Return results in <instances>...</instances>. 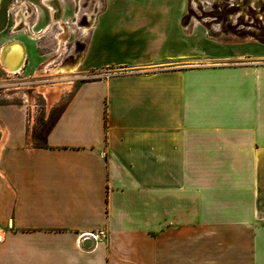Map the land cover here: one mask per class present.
<instances>
[{
    "label": "crops",
    "instance_id": "obj_1",
    "mask_svg": "<svg viewBox=\"0 0 264 264\" xmlns=\"http://www.w3.org/2000/svg\"><path fill=\"white\" fill-rule=\"evenodd\" d=\"M161 4L98 14L43 145L0 104V264H264V65Z\"/></svg>",
    "mask_w": 264,
    "mask_h": 264
},
{
    "label": "rangeland",
    "instance_id": "obj_2",
    "mask_svg": "<svg viewBox=\"0 0 264 264\" xmlns=\"http://www.w3.org/2000/svg\"><path fill=\"white\" fill-rule=\"evenodd\" d=\"M2 2L0 0V17L5 27L0 30V48L9 40L19 39L27 46V56L24 65L15 73L7 71L0 61V104L14 101L25 103L29 115L30 142L43 145L48 130L78 83L107 71L92 70L84 75L81 62L90 34V30L84 27L90 24L91 17L97 18L111 4L146 6L148 0H51L57 9L56 22L52 21V11L44 0H11L6 9ZM160 2L176 12L182 11V27L196 32L203 51L206 48L212 51L211 62L219 61L215 57L218 51L230 54L244 51L245 54L255 53L256 60L264 65V0ZM21 11L29 14L27 23L15 28L17 13ZM50 23L52 25L44 32ZM31 31L35 37L30 36ZM235 56L225 60L249 61ZM62 75L71 77L59 80L64 85L68 83V86L62 84L57 96L43 92V89H50L59 82L57 78Z\"/></svg>",
    "mask_w": 264,
    "mask_h": 264
},
{
    "label": "bare ground",
    "instance_id": "obj_3",
    "mask_svg": "<svg viewBox=\"0 0 264 264\" xmlns=\"http://www.w3.org/2000/svg\"><path fill=\"white\" fill-rule=\"evenodd\" d=\"M44 2H46L48 4V6L50 7V9L52 11L51 12L53 14V20L52 21L56 22V18L54 16L56 9L53 6L51 0H44ZM18 16H19L18 23L22 20H25L27 17L26 14L23 16H20L18 14ZM95 21H96V18H93V16H92L90 19V24L88 26L84 27L85 30H87V31L90 30L92 28V26L94 25ZM52 23L48 24L45 27L44 32H47V30L50 28ZM35 36H36L35 33L32 32V37H35ZM26 53H27V46L22 41H20L18 39H13V40L6 42L2 46L1 51H0V61L3 65V67L7 71H11V72L13 71L15 73L16 70H20V68L23 66V64L25 62V58H26ZM61 72L64 74V71H61ZM55 74H57V73H55ZM60 77L61 78H57L58 81L62 80V79L70 78L67 75H65V76L62 75ZM62 84L63 83L61 81H59V82L53 84L52 88L43 89V92L49 93L52 96H57L61 90ZM67 84L68 83H65L66 86H68Z\"/></svg>",
    "mask_w": 264,
    "mask_h": 264
},
{
    "label": "flooded vegetation",
    "instance_id": "obj_4",
    "mask_svg": "<svg viewBox=\"0 0 264 264\" xmlns=\"http://www.w3.org/2000/svg\"><path fill=\"white\" fill-rule=\"evenodd\" d=\"M3 8H8V6L10 5V3H11V0H3ZM55 9H56V7H55ZM56 11H57V9H56ZM56 13V12H55ZM18 14L20 15V16H23V15H27V17H26V19L25 20H22V21H20L19 23H18V19H19V16H18ZM54 16H55V14H54ZM28 17H29V14L28 13H25L24 11H21V12H18L17 13V19H16V28H19L21 25H23V24H25V23H27V20H28ZM52 25V24H51ZM4 27H5V22H4V20L2 19V16L0 17V30H3L4 29ZM32 32L33 31H31V35H32ZM19 40V39H18ZM10 41V40H9ZM20 41H22V40H20ZM8 42V41H7ZM23 42V41H22ZM24 43V42H23ZM5 44V43H4ZM3 44V45H4ZM25 44V43H24ZM2 45V46H3ZM26 45V44H25ZM2 46H1V48H2ZM1 48H0V51H1ZM26 56H27V53H26ZM25 61H26V58H25ZM25 63V62H24ZM24 65V64H23Z\"/></svg>",
    "mask_w": 264,
    "mask_h": 264
},
{
    "label": "built area",
    "instance_id": "obj_5",
    "mask_svg": "<svg viewBox=\"0 0 264 264\" xmlns=\"http://www.w3.org/2000/svg\"><path fill=\"white\" fill-rule=\"evenodd\" d=\"M5 235V228L0 224V242L3 241Z\"/></svg>",
    "mask_w": 264,
    "mask_h": 264
},
{
    "label": "trees",
    "instance_id": "obj_6",
    "mask_svg": "<svg viewBox=\"0 0 264 264\" xmlns=\"http://www.w3.org/2000/svg\"><path fill=\"white\" fill-rule=\"evenodd\" d=\"M57 118H58V117H57ZM56 120H57V119H56ZM56 120L54 121V123L56 122ZM54 123L52 124V126L54 125ZM52 126H51V127H52ZM51 127H50V128H51Z\"/></svg>",
    "mask_w": 264,
    "mask_h": 264
}]
</instances>
